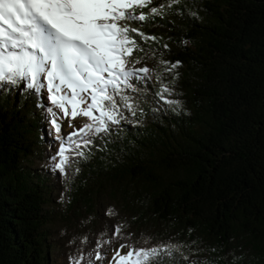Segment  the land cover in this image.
<instances>
[{"label": "trees", "instance_id": "obj_1", "mask_svg": "<svg viewBox=\"0 0 264 264\" xmlns=\"http://www.w3.org/2000/svg\"><path fill=\"white\" fill-rule=\"evenodd\" d=\"M168 3L131 25L157 37L131 33L136 67L153 70L128 93L136 115L69 153L66 174L46 95L0 90V264H70L120 224L102 253L171 245L158 264H264V0H178L151 17Z\"/></svg>", "mask_w": 264, "mask_h": 264}, {"label": "snow or ice", "instance_id": "obj_2", "mask_svg": "<svg viewBox=\"0 0 264 264\" xmlns=\"http://www.w3.org/2000/svg\"><path fill=\"white\" fill-rule=\"evenodd\" d=\"M151 3L152 0H0V90L23 86L25 91L42 95L46 89L47 100L53 106L47 112L53 117L50 123L60 142L52 167L59 173L66 174L73 159L69 153L84 158L80 149L92 144L91 137L109 133L110 126L126 119L122 109L136 115L135 98L128 93L142 91L137 82L149 79L153 70L136 67L144 57H134L133 53L143 52L144 48L131 33L145 43L157 37L131 25L150 18L149 13L137 14L136 9ZM175 3L178 0L152 7L151 17L162 15L166 7ZM161 63L170 73L180 62ZM172 91L161 80L155 95L170 108H178L179 101L167 98ZM54 108L63 113L62 118L70 117L73 131L66 137L60 136L61 125ZM77 117H86L88 122L75 128L72 121ZM123 227L116 225L110 236L102 234L92 251L70 256V264L102 261L101 249L119 239ZM87 241L85 236L82 243ZM125 247L129 251L121 255ZM172 248L137 249L121 244L109 264H158L162 254L170 253Z\"/></svg>", "mask_w": 264, "mask_h": 264}, {"label": "rangeland", "instance_id": "obj_3", "mask_svg": "<svg viewBox=\"0 0 264 264\" xmlns=\"http://www.w3.org/2000/svg\"><path fill=\"white\" fill-rule=\"evenodd\" d=\"M43 94L48 95L46 89L43 91ZM50 104V103H49ZM50 107H53L52 105H50ZM54 111L57 113V118H58V123L61 125V131L63 134H66L70 131H73V128L69 127V118H62L63 117V113H61L59 111V109L54 108ZM53 119V117H50V120ZM87 118L86 117H77L75 120L72 121V124L74 125L75 128H80L83 124L87 123ZM54 226H57L56 224H54ZM53 227V226H52ZM54 233V231H52ZM120 246L119 245H113V246H109L108 248H106L104 250L103 256L104 259L102 261H96L95 264H109V261L112 260L113 255H114V250L115 249H119ZM129 250L127 248H123L121 249L120 254L121 255H125L127 254ZM56 261L55 264H63V261L60 260L57 256H53Z\"/></svg>", "mask_w": 264, "mask_h": 264}]
</instances>
